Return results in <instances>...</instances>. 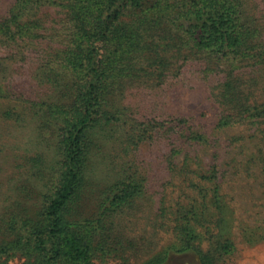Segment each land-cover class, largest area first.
Wrapping results in <instances>:
<instances>
[{"label": "rangeland", "instance_id": "obj_1", "mask_svg": "<svg viewBox=\"0 0 264 264\" xmlns=\"http://www.w3.org/2000/svg\"><path fill=\"white\" fill-rule=\"evenodd\" d=\"M15 2L0 0V20ZM240 10L250 55L213 58L153 28L162 61L137 59L140 70L113 78L104 110L119 117L88 132L71 204L75 223L100 214L93 234L84 230L91 264H146L165 253L161 264H264V60L252 55L264 50V0H242ZM66 14L57 4L28 7L16 20L28 35L0 36V243L15 238L5 224L19 212L39 213L56 168L62 123L48 107L72 77L57 63ZM128 183L134 191L111 204ZM22 262L0 255V264Z\"/></svg>", "mask_w": 264, "mask_h": 264}, {"label": "trees", "instance_id": "obj_2", "mask_svg": "<svg viewBox=\"0 0 264 264\" xmlns=\"http://www.w3.org/2000/svg\"><path fill=\"white\" fill-rule=\"evenodd\" d=\"M241 1L16 0L11 17L0 20V36L9 42L28 35L30 27L16 21L28 7L57 4L66 9L71 31L57 63L72 77L63 87L67 91H60L58 104L48 107L62 127L57 136L58 160L44 202L35 217L19 212L5 224L15 238L0 243V255L20 254L21 264H91L92 243L84 230L93 234L91 230L95 231L100 214L94 220L75 223L71 221V204L81 191L88 132L97 124H110L119 117L104 110V97L113 78L128 69L140 70L143 65L133 69L137 59L162 61L161 39H154L153 28L160 32L174 30L196 51L213 58L250 55L255 47L248 39L250 28L241 19ZM252 55L264 60V50L257 49ZM65 95L67 101L63 103ZM133 191L132 184H125L112 195L110 203ZM228 248L221 246L223 251ZM166 254L157 255L146 264H161Z\"/></svg>", "mask_w": 264, "mask_h": 264}]
</instances>
